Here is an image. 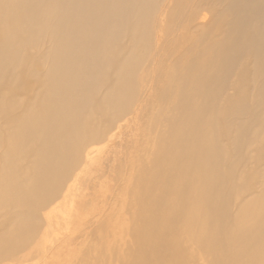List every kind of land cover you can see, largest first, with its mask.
Listing matches in <instances>:
<instances>
[{"label":"bare ground","instance_id":"obj_1","mask_svg":"<svg viewBox=\"0 0 264 264\" xmlns=\"http://www.w3.org/2000/svg\"><path fill=\"white\" fill-rule=\"evenodd\" d=\"M123 127L111 263L264 264V0H0V263Z\"/></svg>","mask_w":264,"mask_h":264},{"label":"rangeland","instance_id":"obj_2","mask_svg":"<svg viewBox=\"0 0 264 264\" xmlns=\"http://www.w3.org/2000/svg\"><path fill=\"white\" fill-rule=\"evenodd\" d=\"M208 16L211 17V13H208ZM170 25H171V20L167 18L166 25H165L166 29L170 28L169 27ZM162 37L163 35L160 36V38ZM186 44L187 43H184L181 46L186 45ZM113 134H117L116 141L113 146L102 145V146L94 148V150L92 151L93 154H96V153L100 154V152L103 150L102 152L105 154L106 162L104 164L102 163V161L104 160L103 159L104 155L103 156L101 155L102 157L100 159H103V160H100L99 158H97L96 166H95V163H89L81 169L82 171L81 175H79L78 178L75 180V186L73 189L71 200L67 202L66 204H64L63 206L59 207L57 212L53 215V220L59 221L60 225L58 227L56 225H53V227L51 228L45 227L42 233V238L39 243L37 252L32 251L30 253L27 252L26 254L23 253L19 255L18 259H14L11 261L1 260L0 264H71L74 261H75L74 264L75 263L79 264L80 261H82L80 264H103L102 261L104 260L106 264H108V263H111L110 261L113 262L114 259L117 257L118 244L115 245V247L113 246L114 249H111V247L108 248V246L112 245L113 241L116 242L115 241L116 238H118V240L123 239V241L128 244L129 254L131 253L132 249H135L134 239L129 233L130 228L133 229L131 224H128V226H124V227L129 228V231L126 234H123L121 230H117V226L115 227L110 226V225H107L109 224L107 223L105 225L107 229L108 227L109 228L113 227V228H110L108 231L106 228L105 230L103 227V230H104L103 235L105 236L104 240H102L101 238L98 239L99 234L96 235L95 232L94 234L97 236V239L94 236V234L91 235L94 229H96L94 222L95 220L98 221V217L101 215V213L102 215L100 217H103L105 215L108 217L110 214L114 216V213H115V211H113L114 213L113 212L110 213V209L114 208L115 206L114 202L112 201L108 202V200L104 199L105 196L109 194L107 193L109 192L107 190L109 188L112 189L111 186H113L116 183L115 182L116 179L114 178L113 174L109 172L110 171L109 168L111 165L109 163L107 165L108 158L106 159V157L116 152H117V155H119V153H129L131 155H134L135 157L137 156V149L130 146L131 140L129 137L130 136L134 137L135 134H139L138 132L133 133L131 130H128L127 128L123 127L120 130H117V133H113ZM101 164H103L104 166L102 165L103 166L102 167ZM120 168L122 167L117 164V169H120ZM86 173L87 175L84 178V175ZM91 173L93 175L92 177H90L91 179L89 180L87 176L91 175ZM75 177L76 176H74L73 178ZM104 188L105 189L107 188V189L105 190ZM111 202L113 203V206H111L112 205ZM74 203H75V206H74L75 209L68 210V208L72 206V204ZM115 208L114 209L117 212V207ZM64 210L65 211L68 210L67 214L68 215L70 214L66 219H64V221L66 220L65 223L63 219L62 220L58 219V216H56L60 211H64ZM112 210L113 209H111V211ZM89 226H92L94 228L92 227L89 228ZM91 229L93 231H89ZM87 230L92 233H88ZM114 233L116 235H114ZM86 234H90L91 236H94L95 238L90 237V235L85 236ZM115 236L116 238H114ZM82 245H84V247ZM126 247L127 246H125L124 248ZM87 252L89 253V255ZM112 257L113 258L115 257V258L113 260H110L112 259Z\"/></svg>","mask_w":264,"mask_h":264}]
</instances>
